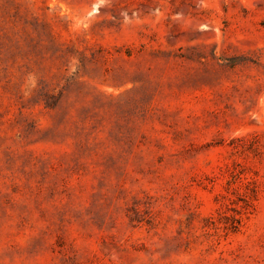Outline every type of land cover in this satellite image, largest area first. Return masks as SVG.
Listing matches in <instances>:
<instances>
[{
    "label": "rangeland",
    "instance_id": "374dc122",
    "mask_svg": "<svg viewBox=\"0 0 264 264\" xmlns=\"http://www.w3.org/2000/svg\"><path fill=\"white\" fill-rule=\"evenodd\" d=\"M0 264H264V0H0Z\"/></svg>",
    "mask_w": 264,
    "mask_h": 264
}]
</instances>
